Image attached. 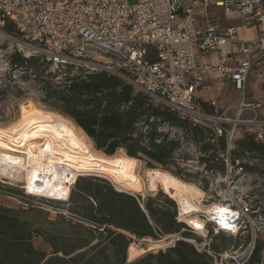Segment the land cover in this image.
<instances>
[{
  "label": "built area",
  "instance_id": "2783aa9c",
  "mask_svg": "<svg viewBox=\"0 0 264 264\" xmlns=\"http://www.w3.org/2000/svg\"><path fill=\"white\" fill-rule=\"evenodd\" d=\"M9 21L34 48V55L56 66L74 64L89 72H110L210 129L217 145V138L224 135L226 148L219 150L224 173L204 170L208 189H221L224 195L207 206L210 211L190 213H182L174 199L178 219L200 239L182 233L173 236L207 253L213 264H253L258 241L264 238V197L235 196L236 187L252 178L253 171L245 161L233 163L231 152L243 131L264 141V0H0V30ZM254 27L257 37L239 36L240 30ZM150 49L156 52L154 61L148 59ZM213 52L219 53V62L201 65L199 56ZM212 71L218 73L221 85L230 81L243 91L239 105L222 112L203 108L198 93ZM251 77L263 86L254 102L246 95ZM210 103L217 106L215 99ZM231 108L235 116L229 115ZM246 111L252 116L245 117ZM24 187L25 195L47 199ZM188 217H196L202 228L191 225ZM221 234L229 243L217 246L214 239Z\"/></svg>",
  "mask_w": 264,
  "mask_h": 264
},
{
  "label": "trees",
  "instance_id": "16d2710c",
  "mask_svg": "<svg viewBox=\"0 0 264 264\" xmlns=\"http://www.w3.org/2000/svg\"><path fill=\"white\" fill-rule=\"evenodd\" d=\"M5 30L20 34L12 21ZM148 53V59L156 60L154 49ZM10 65L13 75L32 79L42 103L73 121L97 150L107 155L123 150L188 181L193 175L175 160L184 144L182 138L192 139L206 154L200 157L205 171L224 173L225 162L219 152L226 148L224 135L217 138V145L210 129L136 90L121 77L104 70L89 72L74 64L53 68L42 55L25 57L19 52L10 56ZM200 102L205 110L215 111L210 102ZM173 128L181 130L182 137L173 135ZM234 144L233 163L264 159V141L255 133H245ZM246 167L264 176L258 167ZM201 180L208 188V180ZM73 183L67 213L59 212L54 219L41 207L54 205L53 200L24 194L18 208L0 204V264H213L207 253L182 239L167 249L150 250L129 261L128 249L135 241L178 233L185 238L194 235L178 219L176 201L159 192L142 202L140 196L119 191L98 177L80 176ZM218 237L227 240L222 234ZM36 238L42 239L47 250L36 247ZM252 262L264 264V238L258 241Z\"/></svg>",
  "mask_w": 264,
  "mask_h": 264
},
{
  "label": "bare ground",
  "instance_id": "6f19581e",
  "mask_svg": "<svg viewBox=\"0 0 264 264\" xmlns=\"http://www.w3.org/2000/svg\"><path fill=\"white\" fill-rule=\"evenodd\" d=\"M28 102V101H27ZM22 105L18 120L0 127V173L6 178H23L28 193L50 200L67 201L76 177L86 172L110 176L121 191L142 192L144 182L138 174L139 160L127 154L106 155L93 148L89 137L68 118L35 105ZM150 189H163L178 204L182 213L201 210L205 192L167 171L151 169ZM191 225L202 228L196 217ZM158 247L152 244L149 250ZM160 247V246H159ZM146 252L133 244L129 260Z\"/></svg>",
  "mask_w": 264,
  "mask_h": 264
},
{
  "label": "rangeland",
  "instance_id": "374dc122",
  "mask_svg": "<svg viewBox=\"0 0 264 264\" xmlns=\"http://www.w3.org/2000/svg\"><path fill=\"white\" fill-rule=\"evenodd\" d=\"M217 10L219 12H222L223 8L220 7V8H217ZM252 33L254 32L247 33L246 35L249 36ZM242 35L243 33L239 32V36L242 37ZM16 52L21 53L25 57H30L34 55L33 54L34 48L29 43H27L21 37L20 34L19 35L12 34L6 31L5 29L0 30V127H7L15 123L20 117L22 105L33 103L32 105H35L37 108H40L45 111L55 112L49 109L46 105L42 103L40 91L38 90V87L32 81V79L24 80V79H21L19 73H16L15 74L16 76L12 74V67L10 65V56ZM218 62H219L218 52H213L211 54L202 55L201 64L207 65V64H214ZM52 67L56 68L57 66L52 63ZM10 74H12V76H10ZM253 83L255 84L254 79H252L251 82L248 83V90H249L250 85H253ZM220 84H221L220 80L214 78L213 76L211 80V84L208 85L211 87V89L207 92L208 96H205L203 99H209L210 97L218 94L216 98L217 100L216 109L222 112L224 109L221 108V104H233L234 106L238 105L243 98V91L238 89L236 86L232 85L231 83H226L223 86H220ZM215 88H218L220 90H216ZM262 88L263 86L260 85L259 89H262ZM219 92H221V94ZM246 95H247V101H255L252 93L247 92ZM235 113H236L235 108H231L229 115L235 116ZM249 113L250 111H246L245 117H250L251 114ZM261 117L264 118V111L261 113ZM80 129L81 128H79V130ZM171 131L173 135H178L182 137L183 133L181 132V130L173 128L171 129ZM245 133H247V131L241 132L238 138L243 137ZM248 133H251V132H248ZM88 140L91 142L93 148L96 149L92 140L90 138ZM182 140H184V144H183L181 152H179L176 155L175 164L179 165L182 168H185V170L188 173L193 175L187 178L188 181L186 182L195 184L202 191L205 192V199L203 201V204L204 206H209L212 202H215L216 200L219 199V197H222L224 195L223 191L221 189L211 191L210 189L204 187V182L201 179L203 177H205L206 180L208 179L205 176V172H204L205 167L203 168V170H200L201 169V164H200L201 156H199L198 154V151H199L198 146L192 139L187 140V139L182 138ZM99 152L100 154H105L102 151H99ZM124 153L125 152L123 150H120L116 154H124ZM138 160H139L138 174L144 182V189L142 192H134L132 190H124V191L140 196L142 202L146 200L149 196H155L159 192L167 194L161 188H159L156 191H152L150 189L148 173H149V170L151 169H159L162 171H167L169 173L171 172L168 170H165L160 165H155L154 167H151L148 165V163L145 160H140V159ZM244 161L247 162V164L256 166L258 167V169L264 171V159H257V160L246 159ZM172 169L174 170V166L172 167ZM79 176H88V177L92 176V177L106 179L111 184L118 187L112 181L110 176L103 174V173L86 172V173L80 174ZM24 183H25V180L23 178L21 179L6 178L4 175L0 173V204L8 206V207H12V208L20 207L21 205L20 201H21L22 196L24 195V192L22 190V185ZM73 187L74 185L71 187V190L73 189ZM208 187H209V180H208ZM167 195L168 197H171L169 194ZM235 196L237 198H247V197L248 198H255V197L263 198L264 197V176L260 174V172L257 170L253 171L252 178H249L248 181L244 183L243 185H238L236 187ZM44 200L48 202L52 201L49 199H44ZM53 201H54L53 202L54 205L44 204L43 206H41L38 203V206H41L44 209L48 210L49 217L53 219L57 216V213L59 212L67 213L66 210L68 206L70 205V199L67 202H62L58 200H53ZM190 238L198 240L200 239V236L194 234L193 236H190ZM214 242L217 244V246H223L229 243L228 238L227 240H224L221 237L215 238ZM34 243L36 247L47 250L41 238H36L34 240ZM174 243H175L174 236L167 235L159 240L146 239V240L135 241L133 245L137 246V248H143L146 250V252H148L150 251L149 248L152 246V244H156L158 245V247H155L154 249H151V250L158 251L160 249H167L173 246ZM144 253L139 255L137 258L141 257ZM128 259H129V255H128ZM132 260L134 259H131V261Z\"/></svg>",
  "mask_w": 264,
  "mask_h": 264
},
{
  "label": "crops",
  "instance_id": "0c3cea01",
  "mask_svg": "<svg viewBox=\"0 0 264 264\" xmlns=\"http://www.w3.org/2000/svg\"><path fill=\"white\" fill-rule=\"evenodd\" d=\"M238 24V21H228L227 22V24ZM240 32L241 33H243V35H242V37H244V38H246V39H252V38H255V37H257L258 36V33H259V30H258V28H256V27H254V28H250V29H248V30H240ZM251 32H254V33H252L251 35H249V36H247L246 34L247 33H251ZM201 59H202V55H200L199 56V61H200V64H201ZM201 65H203V64H201ZM213 76H214V78H216V79H218V73L216 72V71H212V72H210L206 77H207V81H206V85H205V87L198 93V96H199V98H201L202 100H205V101H208V102H210V101H212V100H216V98H217V96H218V94L217 95H214V96H212V97H210L209 99H203L205 96H208V91L211 89V87L210 86H208L209 84H211V80H212V78H213ZM252 79H254L253 77H251V79H250V82H251V80ZM255 81V80H254ZM226 83H231L230 81H225L222 85L220 84V86H223V85H225ZM232 84V83H231ZM232 85H234V84H232ZM235 86V85H234ZM259 85L255 82V84L253 83V85H250V87H249V90H248V93H252L253 94V98H255L256 96H260V95H262L261 93V91L259 90V87H258ZM216 90H220V89H218V88H215ZM220 94H221V92H219ZM249 102H254V101H249ZM216 103H217V100H216ZM221 104V103H220ZM239 105V104H238ZM219 106V105H218ZM228 106H234L233 104H221V108L222 109H225L226 107H228ZM235 106H237V105H235ZM249 114H251V113H249ZM251 116H252V114H251Z\"/></svg>",
  "mask_w": 264,
  "mask_h": 264
},
{
  "label": "water",
  "instance_id": "95a60500",
  "mask_svg": "<svg viewBox=\"0 0 264 264\" xmlns=\"http://www.w3.org/2000/svg\"><path fill=\"white\" fill-rule=\"evenodd\" d=\"M131 261V260H130Z\"/></svg>",
  "mask_w": 264,
  "mask_h": 264
}]
</instances>
